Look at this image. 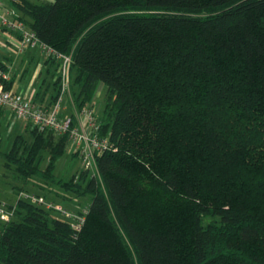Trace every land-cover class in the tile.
Here are the masks:
<instances>
[{"label": "trees", "instance_id": "trees-1", "mask_svg": "<svg viewBox=\"0 0 264 264\" xmlns=\"http://www.w3.org/2000/svg\"><path fill=\"white\" fill-rule=\"evenodd\" d=\"M14 1L42 44L72 56L78 108L104 85L111 148L95 175L57 179L68 135L30 123V145L15 137L6 170L89 204L64 219L18 199L0 264H264V0ZM49 61L47 105L60 94Z\"/></svg>", "mask_w": 264, "mask_h": 264}, {"label": "built area", "instance_id": "built-area-1", "mask_svg": "<svg viewBox=\"0 0 264 264\" xmlns=\"http://www.w3.org/2000/svg\"><path fill=\"white\" fill-rule=\"evenodd\" d=\"M6 1L0 0V9ZM17 18L16 13L8 11L6 15H0V23L9 30L19 32L21 39L18 47L21 50L39 46L48 59L56 60L58 64L57 74L60 78V94L54 104L40 103L34 96L13 89L11 85L13 82L12 66L0 65V108H7L17 118L37 125L42 129L52 130L58 135H68L69 145L72 149H75L74 152H78L87 165L94 164L97 153H103L111 148L109 137L101 135V124L96 114L95 102L85 105L78 113V119L62 115V101L70 92L71 87L72 56L62 54L42 44L36 33ZM97 95L98 93H96ZM18 199L44 206L63 216H73V213L62 205L49 201L39 194L24 190L19 192ZM14 210L15 206L8 207L0 203V221L8 222L14 215ZM81 220L79 219L80 222L75 224L77 228Z\"/></svg>", "mask_w": 264, "mask_h": 264}, {"label": "rangeland", "instance_id": "rangeland-1", "mask_svg": "<svg viewBox=\"0 0 264 264\" xmlns=\"http://www.w3.org/2000/svg\"><path fill=\"white\" fill-rule=\"evenodd\" d=\"M30 1L35 2V3H42V2H54L55 0H30ZM12 9L17 14L21 13L20 10L14 6ZM44 54L45 53H42L41 58H39L38 60L36 59L34 60V62L29 63L28 70L19 84L18 91L26 90L29 88L28 85L31 81V78L34 75V72L36 71L38 67L40 66L43 67V74L41 78H43L46 75V72H47L46 65H45L46 54L45 55ZM49 80L52 83L51 78H49ZM70 90H71V96L74 98V104L71 105L68 103V100H67L68 95H67L64 97L62 101V107H67L66 115L73 113L75 110L77 111V113L75 111V113L73 114L78 115V113H80L81 110L84 108V106H82L81 108H78L77 101L75 103V99L80 90V85L73 84L71 85ZM104 90H105L104 86L100 85L99 88L96 90L98 95L95 98H94L95 96L94 95L93 98L86 104V105H90L92 102H95L94 106H95L96 114L99 120L101 119V116H102ZM47 91L49 94L53 93L54 92L53 86L52 85L49 86L47 88ZM6 123H7V120L4 122V124L1 127V136H0V151H1L0 153V200H1L0 203L5 204L8 207L15 206L18 201L19 188L23 187L25 190L29 192L39 194L44 197L46 196L45 198L48 199L49 201H51V199L54 200L56 203L62 205L68 211L70 210L73 212L74 215L78 216L79 215L78 211H84L88 207V204H89L88 196H77L71 191H69V189H67V186L62 185V184H57L55 181L54 182L49 181V183H46L48 179L45 180L37 176H31V177L17 176L16 177L13 175V171L6 170L4 153L10 150L12 143L15 137L17 136V125L13 128V130L9 129V132H8V127H7L8 123L7 124ZM29 135H30L29 133L26 134L24 138L26 139L27 143L30 145L32 142V138ZM74 151L75 149H72L70 145L65 146L64 154L62 155V158L59 160L56 171L54 172V176L57 179L63 178V179L68 180L71 178L72 175L79 174V172L82 170L83 171L88 170L87 173L91 175H95L97 173V170L93 163L90 165H87L86 162L83 160V158L80 156L71 158L72 155H74L73 153ZM45 156L46 157L44 158L43 163H41L40 165L41 169H45V166H46L45 162H47L46 159L48 158V154L46 153ZM52 215L58 216L64 219L69 218V216H62L61 214L54 213V212H52ZM80 216H82V214H80ZM70 219L71 221L73 220L72 222L76 221L74 220L76 219V217H73ZM215 221L216 220L214 218H210V217L205 218V224L210 223V222L212 223ZM0 222L3 223V221H0ZM119 229L121 231L123 238L125 239L127 246L129 247V250L132 256L134 257L136 262H138L134 246L132 245L130 240L127 238L124 230L120 228V226H119Z\"/></svg>", "mask_w": 264, "mask_h": 264}, {"label": "crops", "instance_id": "crops-1", "mask_svg": "<svg viewBox=\"0 0 264 264\" xmlns=\"http://www.w3.org/2000/svg\"><path fill=\"white\" fill-rule=\"evenodd\" d=\"M14 3H15L14 0H7L4 6L0 9V15H6L8 11H13L14 13H16L12 9ZM16 15L17 17H19L22 14L16 13ZM20 39H21V36L19 32L15 30H9L8 28H6L0 23V63L4 65L12 66L13 82L11 85L13 89H15L16 91H18L19 84L28 70L29 63L34 62V60L36 59L38 60L39 58H41V54L44 53L39 46H36L33 48H25L21 50L18 47ZM51 64L52 63L49 61V59L46 56L45 58V65H46V71H47L46 75L43 78H41L43 74V67L42 66L38 67L36 71L34 72L33 77L31 78V81L28 85L29 88L26 90H22L20 92L34 96V98L38 102H41L43 104L50 103L52 94H54V92L49 94L46 87L51 82L49 78H51L52 80L51 74L54 68L51 66ZM67 100L69 104L71 105L74 104V98L71 96V90L68 93ZM66 109L67 107H63V110H62V115L64 117L66 116L68 117L72 115L74 119H78L77 114L76 115L73 114L75 113L76 110L73 113L66 115L67 114ZM6 120L8 123V124L6 123L8 125L7 126L8 132H9V129L13 130V128L17 125V135L18 134H24V135L28 134V130L30 128L29 123L17 118L7 108H0V133H1V127Z\"/></svg>", "mask_w": 264, "mask_h": 264}]
</instances>
